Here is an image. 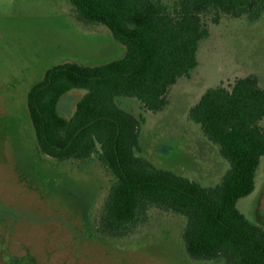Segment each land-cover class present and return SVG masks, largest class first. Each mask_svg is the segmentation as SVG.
Listing matches in <instances>:
<instances>
[{
    "label": "trees",
    "instance_id": "16d2710c",
    "mask_svg": "<svg viewBox=\"0 0 264 264\" xmlns=\"http://www.w3.org/2000/svg\"><path fill=\"white\" fill-rule=\"evenodd\" d=\"M68 1L77 20L106 25L125 46L121 57L106 62L54 64L27 95L41 152L59 162L77 161L82 169L98 161L112 177L101 207L87 222L91 231L106 241L122 240L158 208L184 219L180 237L189 260L264 264V229L237 207L254 189L264 154V86L257 75L207 89L190 109V120L229 163L215 186L136 154L144 117L116 101L135 97L144 110L164 109L170 86L198 62L199 42L209 34L207 19L217 23L224 13L255 22L264 14V0ZM72 88L85 93L66 117L58 112V101Z\"/></svg>",
    "mask_w": 264,
    "mask_h": 264
},
{
    "label": "rangeland",
    "instance_id": "374dc122",
    "mask_svg": "<svg viewBox=\"0 0 264 264\" xmlns=\"http://www.w3.org/2000/svg\"><path fill=\"white\" fill-rule=\"evenodd\" d=\"M207 23L198 62L170 86L164 109L144 110L135 97L116 101L144 117L136 154L215 186L229 163L189 112L220 83L255 74L264 86V14L252 22L222 13L217 23ZM124 51L106 25L77 20L68 0H0V264H222L189 260L180 237L184 219L158 208L149 210L136 233L103 240L87 222L102 205L109 172L98 161L82 169L77 161L59 162L39 150L26 105L32 85L56 63L98 64ZM84 93L65 92L58 112L71 116ZM237 207L264 229V154L254 189Z\"/></svg>",
    "mask_w": 264,
    "mask_h": 264
}]
</instances>
